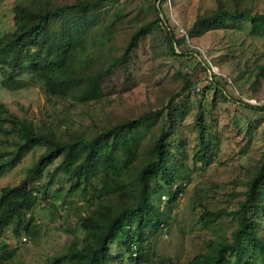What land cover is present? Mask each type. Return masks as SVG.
Wrapping results in <instances>:
<instances>
[{
    "label": "rangeland",
    "instance_id": "rangeland-1",
    "mask_svg": "<svg viewBox=\"0 0 264 264\" xmlns=\"http://www.w3.org/2000/svg\"><path fill=\"white\" fill-rule=\"evenodd\" d=\"M47 1L71 5L92 0H0V35L14 30L16 6L39 7ZM98 5L99 24L90 32L97 36L90 45L91 69L99 70L113 57L126 54L123 64L103 78L100 100L81 103L72 95L47 97L35 83L18 90L0 84V102L36 130L53 132L61 141L92 137L144 117L133 167L123 170L119 188L109 189L111 181L102 188V180L95 179L94 195H88L92 188L87 186L85 194L83 187L72 192L67 177L50 175L58 161L46 166L34 184L37 202L25 219L31 220V231L6 226L0 232V252L14 250L10 262L15 264H50L81 248L89 217L103 218L132 204V172L147 161L153 139L166 126L164 113H151L161 112L173 100L179 113L175 109L172 132L178 131L180 138V145L171 148L180 177L171 186L175 200L154 194L158 224L144 230L139 251L129 252L120 242L109 248L118 256L111 264H189L219 242L232 240L240 203L264 162V111L245 105L264 106V33L255 32L249 19L224 18L223 27L189 36L177 49L186 53L180 56L167 49V29L180 37V28L188 32L199 16L220 7L261 13L264 0H99ZM158 16L166 19V26L156 23ZM151 22L129 47L138 28ZM198 117L205 124L204 153H197ZM44 151L35 147L0 174V190L18 184ZM58 264L71 262L64 257Z\"/></svg>",
    "mask_w": 264,
    "mask_h": 264
},
{
    "label": "trees",
    "instance_id": "trees-1",
    "mask_svg": "<svg viewBox=\"0 0 264 264\" xmlns=\"http://www.w3.org/2000/svg\"><path fill=\"white\" fill-rule=\"evenodd\" d=\"M92 1L71 5L47 1L39 7L16 6L14 30L0 35L1 86L7 90H18L29 84L40 83L47 97L72 95L81 103L100 100L104 96L103 78L116 65L123 64L126 54L124 52L113 57L99 70L91 69L93 53L90 45L92 41L95 43L97 36L94 34L91 37L90 32L99 24V0ZM224 18L249 19L255 32L264 33V12L252 14L220 7L205 16H199L190 30L186 31L187 38L184 35L176 37L167 29V49L173 55H186L185 52H177V49L189 36L223 27ZM157 22L167 25L166 19L161 16L157 17ZM151 25L152 22L139 27L129 47L134 45L139 33L148 31ZM193 58L199 60L197 54H193ZM210 81L218 87L217 81ZM245 105L264 111V106ZM177 106L171 100L161 112L151 113L153 116L164 113L166 129L163 128L162 133L153 139L147 161L132 172V204L103 218L89 217V221L94 223L85 220L87 239L81 248L55 258L50 264H58L64 257L71 264H111L117 261L118 256L112 254L109 247L118 242L129 252L139 251L144 230L158 224L152 200L154 194L165 193L169 201H174L176 197L171 186L180 177L171 148L180 145L178 131L172 132L177 116L175 109L179 113ZM197 119L201 139L197 153H204L207 149V142L203 140L205 124L201 117ZM144 123L143 117L137 122L105 128L92 137L79 135L71 141H61L53 132L36 130L30 121L0 102V174L15 166L35 147L45 149L18 184L1 188L0 232L9 225H13L15 231L21 228L26 233L31 231V220L25 222V219L27 212L37 202L34 184L45 167L57 161L50 175L59 173L67 177L72 192L83 187L85 194L90 187L93 190L87 194L94 195L95 179L102 180V188L108 186L110 181L112 187L109 189L119 188L123 170L129 169L136 159ZM174 135L175 140L172 138ZM118 150L123 152L119 153ZM202 157L206 159L205 154ZM43 188L47 190L49 184ZM46 195L47 192L44 197ZM14 254L12 249L1 251L0 264H15L10 262ZM200 255L189 264H254L256 261L264 264V162L250 184L245 200L240 203L238 226L232 240L219 242L213 249ZM168 264L175 263L169 261Z\"/></svg>",
    "mask_w": 264,
    "mask_h": 264
},
{
    "label": "built area",
    "instance_id": "built-area-1",
    "mask_svg": "<svg viewBox=\"0 0 264 264\" xmlns=\"http://www.w3.org/2000/svg\"><path fill=\"white\" fill-rule=\"evenodd\" d=\"M181 35H184L187 38L186 31L183 28H180Z\"/></svg>",
    "mask_w": 264,
    "mask_h": 264
}]
</instances>
